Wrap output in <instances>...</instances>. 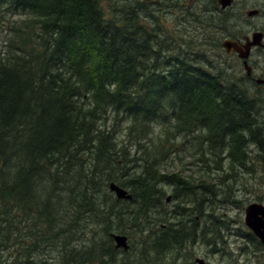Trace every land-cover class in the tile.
<instances>
[{
	"label": "trees",
	"instance_id": "1",
	"mask_svg": "<svg viewBox=\"0 0 264 264\" xmlns=\"http://www.w3.org/2000/svg\"><path fill=\"white\" fill-rule=\"evenodd\" d=\"M154 7L0 0V264H55L65 226L76 239L95 240L110 227L126 234L129 249L132 236L141 248L131 264L170 250L174 260L200 239L214 244L201 217L212 220L213 204L232 201L220 195L239 174L214 183L210 172L222 169L216 158L225 148L232 159L248 144L264 155L257 117L264 93L250 91L237 69L215 65L219 55L210 58L204 45L217 37H192L177 14L168 25ZM226 9L199 0L189 14L205 30L240 40ZM177 140L203 164L196 182L162 168ZM110 182L131 198L118 199ZM163 183L173 187L172 211L164 209ZM84 255L65 261L94 263L80 261Z\"/></svg>",
	"mask_w": 264,
	"mask_h": 264
},
{
	"label": "rangeland",
	"instance_id": "2",
	"mask_svg": "<svg viewBox=\"0 0 264 264\" xmlns=\"http://www.w3.org/2000/svg\"><path fill=\"white\" fill-rule=\"evenodd\" d=\"M145 1L148 3L152 1L155 2V7L151 8V10H156L157 13L165 15L167 18L165 24L171 25L169 18L174 17L177 14L178 17H180V22L184 31L188 35L192 37L196 36L198 38L205 37L206 39L217 37L216 45L210 43V40L204 45L209 53V57L213 58V56L219 55L213 58L215 61H212H214L215 65L224 67L223 70L225 72L237 69L238 72H240V75L244 73L241 61L237 55L235 53H226L221 47V43L224 39H233L234 37L223 36L225 35V32L219 29H216L215 31H207L204 29V26H200L190 16L189 11L194 9L195 2H199V0H144V2ZM250 9H257L259 12L254 16H248L246 12ZM226 11V15L230 19L228 27L241 32V35H238L241 42L244 41L243 38L245 36L251 37V34L254 31H260L264 36V0H234L232 5L228 7ZM196 47H201L199 46L198 41ZM250 60L256 65L255 72L257 74H255V76L262 73L261 71L264 67V50L253 49ZM247 85L249 86L250 91L256 90V84L254 81H249ZM262 98L264 100V95H262ZM258 113L257 117L259 118L262 129L261 143L263 145L264 154V101L259 106ZM180 141L181 140H177L175 142L177 145L170 154L167 163L164 164L162 168L163 170L172 172L181 171L182 175H189L191 179L196 182L198 176L203 174V171H201L204 170L202 169L203 164L201 165V162L197 161L196 153L193 152L194 148L190 146V143L180 144ZM256 149L257 148L253 144H248L246 150H244L243 156H241L242 153H239L236 159H232L229 157V149L225 148L223 154L216 158L218 159L216 165L222 164V169L219 171L212 170L210 172V179L214 183L224 180L226 172L232 173L233 176L234 174H239V176L230 179L232 186L229 190L226 192L221 190L222 194L220 197L224 195L232 201L230 203L213 204L212 207L214 208L211 210L213 217L212 220H204V216L201 217L200 220L199 216H194L197 220H200V224L205 221V224H207L206 236L212 240L214 239V244L207 243L206 239V241L200 239L199 242L193 244V249L192 245L188 244L184 249L183 247L180 248V255L179 253H175L174 260L173 252L170 250L164 255L158 257L155 261L148 260L141 263L134 261V264H198L193 260L194 257L204 259L206 261L205 264H233L234 262H237L238 264H264V244L260 242L259 238L254 233H251V230L244 223V208L246 205L253 201L264 203V155H257ZM191 152L193 153L192 155ZM258 159H262V161ZM230 168L233 171H231ZM204 179L206 180V178ZM160 186L165 190V194L163 195L164 209L172 211L176 199H170L167 201L166 198L167 196H171L173 187L166 183H163ZM215 198L217 199L218 195H216ZM179 213H182V211L180 210L178 214ZM203 214H205L204 210ZM78 226L79 224L76 220L72 229H75ZM94 226L97 228L96 225ZM67 227L68 226H65L62 231L64 237L68 240L67 245L64 246L65 252L55 255V264H75L72 260L68 262L65 260L70 256L76 257L78 255H83L85 250L88 251L89 256L87 257L84 255V257H80V261L94 262L92 264H121V262H124V264H131L129 260L132 259V256L138 255L136 250L137 247L141 248L131 236L134 249L131 248L126 252L120 249L112 253H107L105 251V254H102L104 249L114 246L110 233H116L115 230L110 227L104 230V226H102V230L95 232V236H97L96 240L93 237L83 238L81 235L76 239L75 232H66ZM127 228V231L130 232L129 234L134 233V229L129 226H127ZM67 230L69 231V229ZM87 233L89 232L86 230L85 234ZM251 234L254 238L251 236L252 239L249 240L248 249L241 251L242 238H248V235ZM65 242L64 239L63 245H65ZM92 242H95V244H93L95 249L92 245L89 248L87 247ZM52 253V250L48 251V255L52 256ZM181 255L184 256L185 260ZM95 257H98V259L95 260Z\"/></svg>",
	"mask_w": 264,
	"mask_h": 264
},
{
	"label": "water",
	"instance_id": "3",
	"mask_svg": "<svg viewBox=\"0 0 264 264\" xmlns=\"http://www.w3.org/2000/svg\"><path fill=\"white\" fill-rule=\"evenodd\" d=\"M233 0H217V4L221 9H224L232 4ZM257 13V10L247 11V15L251 16ZM263 34L260 31H254L251 37L245 36L244 42H238L231 39H224L221 43V47L227 52H235L243 62L244 68L249 69L247 58L253 47L262 46ZM259 82L261 80L259 79ZM110 191L114 192L118 199H130L131 195L128 191L117 185L114 182L108 184ZM167 201L170 200V196H167ZM244 221L246 226L259 238V240L264 244V205L256 202L248 204L245 208ZM115 247H122L123 249L128 248L127 237L123 234L111 233ZM195 261L199 264H203V259L195 258Z\"/></svg>",
	"mask_w": 264,
	"mask_h": 264
},
{
	"label": "flooded vegetation",
	"instance_id": "4",
	"mask_svg": "<svg viewBox=\"0 0 264 264\" xmlns=\"http://www.w3.org/2000/svg\"><path fill=\"white\" fill-rule=\"evenodd\" d=\"M262 46L260 47V46H257V47H255V48H253V49H257V50H264V36H263V38H262ZM253 49H252V51H253ZM252 51L250 52V54H249V57H248V67H249V69H246V68H244V66H242L243 67V70H244V73L243 74H241V75H244V77H245V79L249 82V81H254L255 82V87L256 88H259V87H261V88H263L262 90H263V93H264V67H263V70L261 71L262 73H260V74H258L257 76H255V74H257L256 72H255V67H256V65H255V63L254 62H252L251 60H250V56L252 55ZM241 64H242V62H241ZM243 65V64H242ZM240 71V70H239ZM238 73V70H235V74H237ZM237 77V76H236ZM257 77H259V79L261 80V82H259L258 80L259 79H257V81H256V78ZM235 78V77H234ZM259 203H261V204H263L264 205V203H262V202H259ZM249 237L248 238H242V241H241V247L242 248H240V250L241 251H245V250H247L248 249V246H249V240L250 239H252V237H251V235H248ZM254 238V237H253ZM196 243V242H195Z\"/></svg>",
	"mask_w": 264,
	"mask_h": 264
}]
</instances>
